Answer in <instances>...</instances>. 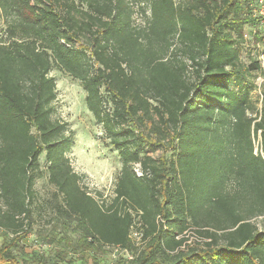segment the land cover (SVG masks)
Masks as SVG:
<instances>
[{
  "label": "trees",
  "instance_id": "16d2710c",
  "mask_svg": "<svg viewBox=\"0 0 264 264\" xmlns=\"http://www.w3.org/2000/svg\"><path fill=\"white\" fill-rule=\"evenodd\" d=\"M256 9V0H0V264L67 255L16 252L42 152L82 260L111 248L112 264H264V160L252 143L258 130L264 143V86L252 101L246 74L260 63L244 65L237 48ZM53 66L80 82L118 152L109 201L81 185L67 156L73 131L53 117ZM137 215L140 244L129 237Z\"/></svg>",
  "mask_w": 264,
  "mask_h": 264
},
{
  "label": "rangeland",
  "instance_id": "374dc122",
  "mask_svg": "<svg viewBox=\"0 0 264 264\" xmlns=\"http://www.w3.org/2000/svg\"><path fill=\"white\" fill-rule=\"evenodd\" d=\"M135 21L144 22L140 15L135 16ZM1 28L3 25L0 21ZM254 30L258 32L256 37L252 34ZM244 31L245 41L238 42L237 48L239 59L244 65H248L259 54L257 44L264 35V27L262 25L258 27V24L257 27L245 24ZM49 73L56 82L53 117L66 121L68 128L73 131V144L67 153L71 165L75 171L83 175L81 180L83 187L99 202L109 201L113 196L115 179L121 166L118 152L109 143L101 124L95 121L92 113L87 109L85 91L80 82L56 66H53ZM246 75L251 83L250 98L255 101L263 87L260 71L250 70ZM149 153L155 157L161 154L172 157L174 154L172 149L165 151L157 149ZM39 161L41 171L34 182L35 198L31 204L32 217L18 241L16 252L25 255L31 252L53 255L55 249L62 247L66 249L67 255L63 260H58L59 264H92L94 259L99 260L100 264H112L120 254L119 251L111 248L89 251L86 261L80 258L75 248L78 232L72 228L74 221L67 222L53 206L56 198L59 199L60 196L55 195V186L48 180L44 152L40 154ZM134 166L135 170L140 171L138 165ZM261 219V216L254 219L260 228L262 227ZM187 233L190 234V239H194L195 236L191 230ZM62 235L71 237V246L57 240ZM2 240L0 234V244Z\"/></svg>",
  "mask_w": 264,
  "mask_h": 264
},
{
  "label": "built area",
  "instance_id": "2783aa9c",
  "mask_svg": "<svg viewBox=\"0 0 264 264\" xmlns=\"http://www.w3.org/2000/svg\"><path fill=\"white\" fill-rule=\"evenodd\" d=\"M257 3V9L256 12L259 15V25H262L264 27V0H256ZM244 36H246V33L244 31ZM259 46V54L257 55L256 59L260 63V74H261V81L263 83L262 86H264V35L261 38V41L257 44ZM261 93V90H260ZM261 95V94H260ZM259 95V97H260ZM258 107H260V100L258 101ZM252 143H253V153L256 155H259L264 160V143L261 140L260 137V130L257 131V134L255 135L252 133ZM137 174H140V171L136 170ZM131 211V209H129ZM140 212V211H137ZM129 237L136 242V244H140L142 242V230L140 228V221L139 216L137 215L134 219L133 225H131V230ZM128 255V254H127ZM131 257L130 255H128Z\"/></svg>",
  "mask_w": 264,
  "mask_h": 264
}]
</instances>
